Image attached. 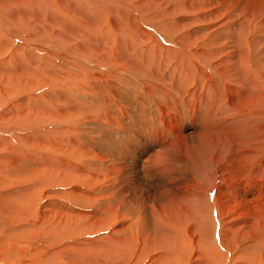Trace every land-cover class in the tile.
Listing matches in <instances>:
<instances>
[{
    "label": "rangeland",
    "instance_id": "1",
    "mask_svg": "<svg viewBox=\"0 0 264 264\" xmlns=\"http://www.w3.org/2000/svg\"><path fill=\"white\" fill-rule=\"evenodd\" d=\"M200 1L0 0V264H54L57 252L63 264H70L64 256L86 255L90 246L85 242L92 239L93 245H98L100 236L137 227L136 214L133 217L126 212L121 202L119 218H112L101 231L84 232L69 242H50L49 235H42L45 229L63 221L67 213L85 222L107 209V200L98 189L104 187L100 179L112 164L108 155L127 138L142 133L143 116L149 115L147 108L156 106H152L153 96L141 86L144 80L122 65H104L103 52L126 51L134 62L144 64L147 52L138 53L137 39L158 54L157 42L166 52L174 50L177 39L186 33L194 37L214 35L213 43L219 35L231 39L248 34L251 43L261 40L256 46L260 44L263 57L256 53L259 56L254 57L252 66L264 78V26L260 23L264 20V0H202L211 2L214 16H208L207 9L205 13L198 11ZM239 3L246 8L249 24L242 19L245 14L228 17ZM200 14L204 18L198 20ZM193 17L200 22L194 25ZM242 20L247 25L238 28ZM263 149L253 165H247L248 175L228 183L229 187H240L241 197L236 196L233 210L238 219L233 226L227 215L217 218L214 214V241L222 255L226 253L225 264H245L254 252L261 251L256 247V237H264ZM220 169L214 173L216 181ZM254 219L260 223L257 231L247 227ZM189 225L184 224L182 235L190 240L187 264H194L198 233ZM227 228H236V232ZM161 230L158 233L154 229L155 240L146 241L149 253L144 254L141 264L158 260L153 251L156 236L161 234L159 241L167 240L170 231ZM224 233L227 240L222 238ZM133 255L132 263L136 253Z\"/></svg>",
    "mask_w": 264,
    "mask_h": 264
},
{
    "label": "bare ground",
    "instance_id": "2",
    "mask_svg": "<svg viewBox=\"0 0 264 264\" xmlns=\"http://www.w3.org/2000/svg\"><path fill=\"white\" fill-rule=\"evenodd\" d=\"M209 3L211 2L201 0L197 3V9L200 12L207 9L208 16H214ZM241 7L242 13H239ZM245 10L243 3L236 4L228 17L232 19L245 14L242 19L249 24L251 20ZM203 18L201 15L198 20ZM193 19L195 21V17ZM196 23L197 21L194 25ZM260 23L263 27L264 20ZM246 25L242 20L238 28ZM231 31L229 30V34ZM237 36L227 39L228 36L222 38L219 35L215 37L217 42L213 43L214 35L194 37L192 33H186L177 39L178 44L174 50L166 52V48L160 49L162 45L157 42L158 54L154 53L152 46L146 47L145 41L137 39L134 43L140 42L135 43L139 47L138 53L147 52L148 58L143 59L144 64L137 60L134 62L126 51L122 53L119 49L116 52L102 53V62L107 67L122 65L138 74L145 82L141 84L145 93L154 98L152 106L155 103L156 106L154 109H150L151 106L147 108L149 115L143 116L142 133L138 137L127 138L112 154L109 152L111 159L108 160H112V164L100 179L104 187L98 189L99 195H103L102 199L107 200V209L85 222H79L80 216L67 213L63 221L59 220L41 234L49 235L47 240L50 242H69L84 232L90 234L101 231L112 223V218L119 216L121 202L126 212L133 217L136 214L134 219L137 227L131 231L127 229L129 232L111 231L110 237L100 236L96 239L99 241L98 245H93L94 241L87 239L89 241L84 244L90 247L86 248V255L64 256L66 261L69 260L68 263L141 264L144 254L149 251L146 241L155 240L154 229L158 233L162 229L172 233L169 235L168 232L167 240L162 241L158 240L161 234L156 233L157 247L153 246V251L159 258L154 264H187L190 258L187 257L190 240L182 235V231L184 224L185 227L190 224L192 231L198 233L194 241V264L201 261L202 264H225L223 259L226 260V253L222 255L214 241V214L217 218L227 215L233 226L238 219L233 210L236 196L241 197L238 195L240 187H229L228 183L243 177L245 173L248 175L247 165H253L264 148V78L260 73L254 72L252 66L254 57H263L260 44L256 46L261 40L251 43L247 41L248 34L246 38ZM259 52V55H255ZM261 60L264 62V59ZM258 66L261 67L260 64ZM219 167L220 179L216 181L214 173ZM258 171L254 170V174H258ZM211 193H214L212 198ZM258 224L260 223L254 219L247 227L255 231ZM227 230L236 232V228ZM209 236H212L211 239ZM257 237L256 247L262 251L264 237ZM222 238L227 240L228 235L224 233ZM159 247L161 250L157 251ZM193 251L194 249L190 255ZM261 251L254 252L245 264H264V253ZM58 253L54 264H63ZM134 253L136 255L132 263L130 260Z\"/></svg>",
    "mask_w": 264,
    "mask_h": 264
}]
</instances>
